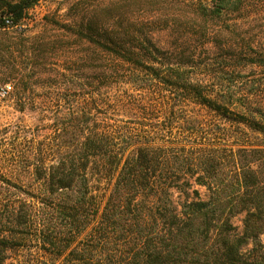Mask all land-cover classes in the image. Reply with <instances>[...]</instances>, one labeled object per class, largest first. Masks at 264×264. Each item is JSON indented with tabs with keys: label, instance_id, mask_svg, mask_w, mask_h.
Returning <instances> with one entry per match:
<instances>
[{
	"label": "trees",
	"instance_id": "1",
	"mask_svg": "<svg viewBox=\"0 0 264 264\" xmlns=\"http://www.w3.org/2000/svg\"><path fill=\"white\" fill-rule=\"evenodd\" d=\"M37 1L3 2L0 28ZM186 6L215 20L246 7ZM154 25L82 19L78 36L110 63L67 80L44 129L0 131L11 133L0 144V264H263L242 249L264 234V78L244 72L264 66V48L165 57L148 37Z\"/></svg>",
	"mask_w": 264,
	"mask_h": 264
},
{
	"label": "rangeland",
	"instance_id": "2",
	"mask_svg": "<svg viewBox=\"0 0 264 264\" xmlns=\"http://www.w3.org/2000/svg\"><path fill=\"white\" fill-rule=\"evenodd\" d=\"M6 1L15 0H0V16L4 18L9 15L3 3ZM190 1L200 0H38L16 25L0 28V87L10 86L9 95L0 96V131L8 127L18 130L20 137L31 136L50 123L49 119L40 118L54 110L57 98L65 96L60 88L67 80L83 82L85 76L96 74L100 66L110 63L111 57L76 32L80 21L90 16L127 14L130 18L154 21L148 37L165 57L182 48L195 50V55L201 53L197 61L214 58L223 52L222 44L226 42H249L264 48V0H244L243 12L228 13L217 20L194 12L186 6ZM214 1L202 0L206 4ZM226 24L231 25L230 30L225 28ZM205 54L209 56L202 57ZM244 72L254 79L264 78V66H248ZM18 90L23 93L18 94ZM77 94L69 93L71 99L77 98ZM192 108L199 116L206 115L205 109L194 104L188 107ZM10 134L0 132V144H7ZM260 138L264 144V137ZM199 190L204 197L205 189ZM243 218L241 214L233 219L240 234ZM260 244L254 248L249 241L243 246L247 262L258 258L264 264V234Z\"/></svg>",
	"mask_w": 264,
	"mask_h": 264
},
{
	"label": "built area",
	"instance_id": "3",
	"mask_svg": "<svg viewBox=\"0 0 264 264\" xmlns=\"http://www.w3.org/2000/svg\"><path fill=\"white\" fill-rule=\"evenodd\" d=\"M5 23L6 25H10V20L9 19H5ZM10 92V86L9 85H4L2 87H0V96L1 97H6L7 95H9Z\"/></svg>",
	"mask_w": 264,
	"mask_h": 264
}]
</instances>
